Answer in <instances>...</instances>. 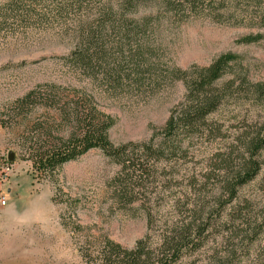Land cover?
I'll list each match as a JSON object with an SVG mask.
<instances>
[{
	"label": "rangeland",
	"instance_id": "374dc122",
	"mask_svg": "<svg viewBox=\"0 0 264 264\" xmlns=\"http://www.w3.org/2000/svg\"><path fill=\"white\" fill-rule=\"evenodd\" d=\"M159 1L0 0V197L6 199L0 201V264H99L107 237L129 248L141 238L155 246L173 222L187 218L190 198L230 196L216 179L223 166L217 153L231 143L237 169L247 156L243 142L264 114V102L240 89L246 83L208 117L221 135L217 127L210 135L190 131L189 147L160 160L136 148L147 160L143 170L125 174L101 147L52 171L38 170L28 157L38 143L50 145L57 134L69 133V124L59 128L58 118L61 110L68 115L76 89L93 93L99 108L114 117L110 135L119 144L163 134L187 90L170 73L177 66L206 65L231 51L239 57L221 81L235 77L238 84L241 75L264 81V26L255 23L261 15L255 2H241L237 17H228L231 24L212 18L208 8L177 14ZM109 9L119 23L135 27L148 20L149 26L131 37L113 36L101 60L80 65V24L104 20ZM32 89L33 99L20 104ZM256 156L257 174L238 186L231 201L219 203L203 243L185 249L177 264L264 261V146ZM210 169L202 192L190 190L193 175L201 180Z\"/></svg>",
	"mask_w": 264,
	"mask_h": 264
},
{
	"label": "trees",
	"instance_id": "16d2710c",
	"mask_svg": "<svg viewBox=\"0 0 264 264\" xmlns=\"http://www.w3.org/2000/svg\"><path fill=\"white\" fill-rule=\"evenodd\" d=\"M135 1L125 0V5H132ZM244 0H160V6L179 14L185 9L204 11L208 8L212 18L219 22H232L228 17H237L238 12L244 8L241 4ZM255 2L261 15L255 23L264 26V0H251ZM110 10V9H109ZM112 10V8H111ZM104 14V20L98 23H82L76 35L78 46L76 59L85 67L94 66L96 61L101 60L106 52V44L112 37L122 38L138 35L144 32L149 26V21L144 20V24L135 27L128 22L119 23L113 18V12ZM117 13V12H116ZM246 40H252L251 36H246ZM238 54L227 51L219 54L209 64H194L192 67H175L170 73L173 77L182 79L187 86L184 98L175 104L163 127L164 132L160 136H155L149 141L135 142L128 141L116 144L110 135V128L114 123V117L101 110L96 102L93 93L86 90H75L69 104L68 115L61 110L58 118L59 128L64 124H69V133L57 134L54 141L49 145L41 142L34 148L28 157L33 160L34 166L40 171H52L64 162L77 158L92 147H101L104 152L114 160L122 164V171L143 170L146 159L141 158L136 148L143 149L146 155H153L156 160L174 153L178 148L189 147L191 139L190 131H202L201 135H210L214 127H217V135H221V127L209 126L213 122L209 121V115L219 111L231 98H234L235 91L239 85L248 84L247 92L255 94V98L264 102V81L252 83L245 75H241L242 80L236 84V78H228L223 81V76L233 70L232 61L238 59ZM131 72H126L129 75ZM240 73V72H239ZM245 74V73H244ZM243 83V84H240ZM35 89L26 93L19 101L33 99ZM256 133L249 136L243 142L244 151L247 156L242 155L239 166L232 167L231 155L232 146L220 150L217 155H222L223 166L219 164L218 182L220 187L227 191L230 196H195L194 200H188L187 218L173 222L165 231L157 245H151L146 238L137 241L134 247H125L121 242L107 237L102 248L101 260L99 264H177L185 249H198L203 243L206 231L215 224L213 212L218 208L219 203H227L232 200L237 193L238 186L249 181L260 169V161L257 154L264 146V114L258 121ZM215 163V162H214ZM210 162L209 165H211ZM216 168V167H215ZM143 172V171H140ZM139 172V175H140ZM125 173V174H126ZM135 173V172H134ZM212 170H206L200 175L201 180L196 175L190 182V190L202 192V184L207 185L212 178ZM196 176V177H194ZM207 181V182H206ZM217 182V183H218ZM223 199V200H222ZM206 264H223L219 259L213 258ZM264 264V261L261 263Z\"/></svg>",
	"mask_w": 264,
	"mask_h": 264
},
{
	"label": "water",
	"instance_id": "95a60500",
	"mask_svg": "<svg viewBox=\"0 0 264 264\" xmlns=\"http://www.w3.org/2000/svg\"><path fill=\"white\" fill-rule=\"evenodd\" d=\"M14 157H15V152H14L13 150H11V151L9 152V158H10V159H14Z\"/></svg>",
	"mask_w": 264,
	"mask_h": 264
},
{
	"label": "built area",
	"instance_id": "2783aa9c",
	"mask_svg": "<svg viewBox=\"0 0 264 264\" xmlns=\"http://www.w3.org/2000/svg\"><path fill=\"white\" fill-rule=\"evenodd\" d=\"M0 201L5 203L6 202V199L4 197H0Z\"/></svg>",
	"mask_w": 264,
	"mask_h": 264
}]
</instances>
